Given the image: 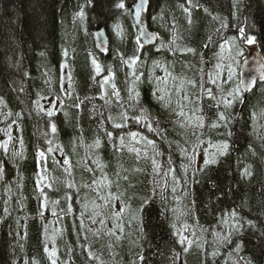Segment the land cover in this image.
<instances>
[{
	"label": "trees",
	"instance_id": "obj_1",
	"mask_svg": "<svg viewBox=\"0 0 264 264\" xmlns=\"http://www.w3.org/2000/svg\"><path fill=\"white\" fill-rule=\"evenodd\" d=\"M118 2L0 0V105L7 110L4 126H16L20 140L19 153L0 152V264H51L48 252L53 249L57 264H264V82L244 96L243 103L230 109L221 105L219 111L230 119L228 129L211 127L218 111L215 101L204 94L197 104L201 90L188 83L199 85L200 70L209 73L218 62L224 65V76L228 61L219 59V45L241 27L256 37L264 55V0H151L144 21L159 40L140 51L132 15L118 9ZM123 2L131 8L133 0ZM81 10L83 19L77 15ZM116 25L123 29V38L117 36ZM96 28L109 34L105 53L92 41ZM121 55L124 61L133 56L139 60L130 67ZM93 58L101 65L100 74ZM65 60L71 72L68 97L60 95ZM165 67L171 76L159 87L171 94L167 110L157 101L162 94L157 81L165 77ZM204 80L205 87L215 86L220 93L207 83V75ZM133 86L132 95L140 93L139 103L129 99ZM229 87L223 85L225 94ZM185 94L192 102H183L185 117H179L172 109L179 111L176 102ZM53 97L60 102L57 109L56 100L51 107L42 106L43 99ZM197 107L202 111L194 112ZM142 110L159 135L143 122L129 119L126 127L117 129L108 120L112 116L119 122L121 112L133 117ZM201 115L203 128L188 122V117L195 121ZM228 130L230 137L224 134ZM129 132L154 140L156 149L132 140ZM118 136H124L123 147ZM197 137L199 147L190 159ZM225 140L230 147L221 156L213 145ZM129 148L138 149L139 157ZM205 149L216 153L217 163L200 171ZM151 157L162 166L159 176L153 174ZM169 158L178 181L174 194ZM245 168L251 177L243 175ZM125 175L128 181L122 179ZM41 188L47 208L41 207ZM109 192L119 198L112 199ZM233 210L238 221L229 216ZM46 215L51 216L48 223ZM237 222L244 225L240 232L233 227ZM229 232L230 242L223 239ZM181 237H186L183 244Z\"/></svg>",
	"mask_w": 264,
	"mask_h": 264
},
{
	"label": "snow or ice",
	"instance_id": "obj_2",
	"mask_svg": "<svg viewBox=\"0 0 264 264\" xmlns=\"http://www.w3.org/2000/svg\"><path fill=\"white\" fill-rule=\"evenodd\" d=\"M89 2H91V0H89ZM147 2V0H138V2H136V0H133V4L131 6V8H126L125 3L123 2V0H119V2L115 5L118 9H122L124 10L126 13L134 15V18L140 22V24H143V21L141 19V12L145 11V3ZM189 3H191V0H189ZM187 11V10H186ZM77 15L83 19L85 16V13L83 10H81L79 13H77ZM117 31L116 34L117 36L123 38V29L121 28L120 25H116L115 26ZM222 27H227V23H223ZM141 31L143 32V38L147 39L148 41H152L155 38V34L153 33H149L147 31H144L143 28L141 27ZM219 31V30H218ZM238 34L236 36H232L229 39H225L223 44H220V55H219V59L220 60H224L225 57L223 56V53L225 52V50H227L230 54L232 53L233 48L235 49V55H230V59H231V63H229L227 65V69H228V73H227V77L226 79H223V72L222 69L224 68V65H222L221 63H216L214 65V71L213 72H209V73H204L203 69H201V79H200V83L199 85H197V83L195 81H189L188 83L192 85V87H199V89L201 90L200 95H197L196 97V101L197 104H199L200 101H202L204 94L207 95L208 99L215 101V107L218 109L217 113H216V120L215 122H213L211 124L212 128H219V127H224L225 129H228V124L230 123V119L229 116L226 115L225 111H219V109L221 108V105H223L224 109H230L234 104H236L237 102L243 103L244 102V95L243 93L245 91H249L251 89L252 86H254V84L256 83L254 80L250 81V82H245V80L240 79L239 75L236 71V68L238 66H240L241 64V60L237 59V57H244V51H245V46L246 45H252L256 43V37L254 35H247L245 32V29L243 27L239 28L237 30ZM104 35V33L102 31H99L96 33V36L102 37ZM103 44V41H101V45ZM136 45H137V51H140L143 48V44L141 42V39L139 37V35L137 36L136 39ZM208 45L205 44L204 47H207ZM188 52H194V49L188 48L186 49ZM106 51V50H105ZM65 55H67V53L65 52ZM121 60L122 62L128 63L129 66L131 67L132 65H134L138 60H139V56H133L131 58H129V60L124 61L123 60V56L121 55ZM92 65L94 66V70L96 72V74H100L102 71L101 65L97 62V60L95 58L92 59ZM166 75L165 77L161 78L159 81H157V91L161 92L162 94L157 96V101L160 102L162 104V107L165 108L166 110L171 108V94L168 93L166 91V89L164 88H160L159 84L162 81L163 83H167L168 77L171 76V73H168L167 68L165 67L164 69ZM133 75H135V73H133ZM207 75V83H210L212 85H216L217 88L220 91V95L217 96L214 93V90L212 87H205V80H204V76ZM137 79H139L137 77ZM173 79H175V77H173ZM261 79H264V74H262ZM220 82L219 84L217 82ZM104 83L107 84L108 83V79L105 78ZM224 84H228L230 85V87L227 89L226 91V95H224L225 89L223 88ZM112 88L114 90L113 94L117 97V100L119 101L120 97H119V91L115 88V84H112ZM183 89V85H181V88L177 90V95L179 96L180 91ZM134 86L132 89L129 90V99H135L137 103H139V97H140V93L138 91H135V95H132V92L134 91ZM153 95L155 96L156 93L154 92ZM167 97V98H166ZM184 101H187L189 103H191V99L190 97L185 94L183 96H180L179 99L176 102V106L179 109V111H176V109H172V111L176 112V115L179 117H185V112H184V107L185 104L183 103ZM37 104H39V101H37ZM55 107V106H53ZM194 112L196 111H202L199 107L193 109ZM48 116H52L53 115V111L49 110L47 112ZM119 122H117L116 118H113L112 116L108 117V120L112 121V126L114 128L117 129H121L127 126V122L129 119H132L133 121L137 122V123H141L143 122L144 126L148 129V131L150 132H154L157 135L160 134L158 128H154L152 126V122L151 120L148 119V117H146L143 114V110L141 115L139 116H133V117H129L127 112H121L120 116H119ZM195 121H198V123H196ZM195 121H193V119L191 117H188V122L190 124L193 125V127H198V128H203L204 127V117L201 116H196L195 117ZM156 124L159 125V120L156 121ZM181 127H184L183 124L180 125ZM52 128V132L55 133L56 132V126L55 124L51 125ZM227 136H231L232 133L230 130L226 131V133H224ZM106 135L111 138L112 137V133L111 132H107L106 131ZM132 140L136 141V142H140V140H143L146 145L151 146L153 148V150L156 149V142L154 140L148 139L146 136H141V134L139 132H129L127 134ZM193 135H195V132H193ZM119 142H120V146L123 147L125 140H124V136H118ZM49 144H51V141H48ZM95 147H100V140L97 139L95 142ZM21 147H23V142L21 141ZM199 147V137H197V144L193 146V157H190V159H194L195 156V152H196V148ZM214 148H216L217 152L219 153V155L223 156L226 155L228 153V149L230 147L229 143L225 140V141H221L215 145H213ZM48 152H51L52 149L48 148L47 149ZM129 151L131 152H135L136 155L139 157L140 155V151L138 149L135 148H129ZM182 151H184L185 153H187V149H182ZM147 154L145 153V156ZM156 155H163V153L161 152H156ZM39 156L41 158V160L45 159V152L44 151H40L39 152ZM152 160V165H153V174L154 176H159L160 172L159 169L162 167L160 163L157 162V160L154 157L150 158ZM65 163H67V161H65ZM217 163V159H216V153H211L209 154L207 152V150L205 151V159H204V163L203 166L199 169L200 171H203L204 168H207L209 165L211 164H215ZM168 164H169V168H168V173H173V184L174 186L172 187V192L173 194L176 192V187L175 184L178 183V181L176 180V177L174 175V169L171 168V158H169L168 160ZM186 170V169H185ZM89 171H91V169H89ZM135 172H139L141 171V169L136 168L134 169ZM168 173H164L165 177L168 175ZM3 174V168L0 167V176H2ZM119 172L117 173V176L119 177ZM243 175L251 177L252 172L250 171V168H245ZM107 178L105 177V180ZM122 179L128 181L129 180V176L125 175L122 177ZM42 182V181H41ZM110 183V182H109ZM129 186L132 187L133 185L131 184V182L129 181ZM48 187H51V185H48ZM68 187H72L71 184L68 185ZM164 187H167V183L165 182ZM41 191V195L43 197L42 200V204L41 207L42 208H47L48 206V197L46 195H44L43 192V188L40 189ZM161 198L164 199V188H161L160 193ZM109 197H111L112 199H118L119 197H112L111 192H109ZM153 195H156V188H153ZM70 198V197H69ZM100 199H104V197H100ZM150 199V197H146L144 199V202L147 203L148 200ZM107 202V201H106ZM53 203H59V201H53ZM95 206V205H94ZM125 207H127V205H125ZM142 210V208H141ZM68 211H71V208L69 207ZM173 211H175V209H173ZM52 214L55 216L57 213L55 211V209L53 208L52 210ZM40 215L43 216V211L40 212ZM117 216L120 215V213H116ZM230 218H232L233 220H237L238 221V214L236 213L235 210H233L230 214H229ZM93 222L95 223L96 221L93 220ZM227 221H225L226 223ZM103 220H101V224H103ZM247 224L250 227H255L254 223L249 220L247 221ZM173 227H175V225H173ZM233 227L235 228V230L237 232H240L241 229L244 227L243 224L240 223H236L233 225ZM120 231H123V227H120ZM109 234H114L111 231L109 232ZM119 238V237H118ZM230 238H231V232H229L228 236L223 237V239L228 240L230 242ZM186 237H181L180 238V243L183 244L185 241ZM188 246H191V241L188 242ZM237 250H239V248H237ZM45 251H48L47 248H45ZM185 251H187V248L185 249ZM49 255V259L51 260V264H57V260L54 259V257H56V250L53 249L51 251L48 252ZM89 255L91 256L92 254L89 253ZM213 255H215V253H213ZM141 260H143V256L140 257ZM250 264V262H249Z\"/></svg>",
	"mask_w": 264,
	"mask_h": 264
},
{
	"label": "rangeland",
	"instance_id": "obj_3",
	"mask_svg": "<svg viewBox=\"0 0 264 264\" xmlns=\"http://www.w3.org/2000/svg\"><path fill=\"white\" fill-rule=\"evenodd\" d=\"M92 38H93V36H92ZM92 41H93V39H92ZM247 46L256 47L257 46V40H256L255 44L247 45ZM247 50H248L247 47H245L244 57H245V55L247 53ZM223 54L225 56V59L228 61L226 63V66H227L229 63H231L230 55H235V53L232 52L230 54L227 50H225V52ZM244 57H242V58L241 57L240 58L237 57V59L241 60V64H242V61H243ZM241 64H240V66H238L236 68L237 73L239 72V70H241L240 69L241 68ZM68 65H70V62H68L67 60H65L63 62V64L61 65L62 74H61V78L59 80L60 85H61V90H62L60 92V95L62 94V95L67 96V97L71 95V82H70L71 72L69 71ZM211 68L213 70L214 66L211 65ZM212 70L209 71V72H212ZM227 73H228V70H224V76H222L223 79H226ZM240 74H239V76H240ZM161 76L163 77L164 75H161ZM217 83L219 84L220 82L218 81ZM224 85H228V84H224ZM226 89H228V88H226ZM213 90H214V93L217 96H219L221 94V93H219L217 91L215 86H213ZM224 95H226V94L224 93ZM53 100H56V102H57V105L55 106V109H57L58 108V104H60V102H58V100H57V97H53L51 100H49V99L48 100H44L43 99V101H41L42 102V106L46 105V108H47V106L51 107V104H52ZM6 113H7V110L5 109V107L0 105V152H2V151L6 152L7 150H9L11 152V154L13 152L14 153H19L20 152V147H19V141L20 140H19V135H18L16 126L15 127H11V128H7L3 124V120L5 118ZM14 125H16V124H14ZM41 172L45 173V168L44 167L42 168ZM166 183H168V182H166ZM50 218H51L50 215H46L45 219H47L46 220L47 223L50 221ZM53 220H56V218H54ZM55 224L57 225V223H55Z\"/></svg>",
	"mask_w": 264,
	"mask_h": 264
},
{
	"label": "water",
	"instance_id": "obj_4",
	"mask_svg": "<svg viewBox=\"0 0 264 264\" xmlns=\"http://www.w3.org/2000/svg\"><path fill=\"white\" fill-rule=\"evenodd\" d=\"M150 1L151 0H147L144 6L145 11L141 12L142 21H143L144 14L147 13L149 9ZM136 2H138V0H136ZM132 17L139 31V37L144 47L153 46L158 41V34L155 31L150 30L148 24L143 22V24L141 25L140 22L134 18V15H132ZM141 27L143 28L144 31L155 34V38L152 41H148L147 39H144L143 32L141 31ZM99 31H102L104 35L98 38L96 36V33ZM93 38H94L95 45L99 51L104 52L105 50L108 49L109 36L105 28L95 29L93 32ZM101 41H103L102 45H101ZM262 74H264V55L257 47L251 48L242 62L241 79L245 80V82H250L254 80L256 83L254 84V86L251 87L249 91L244 92L246 95L252 92L259 82H262L264 80V79H261Z\"/></svg>",
	"mask_w": 264,
	"mask_h": 264
}]
</instances>
